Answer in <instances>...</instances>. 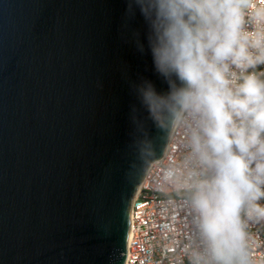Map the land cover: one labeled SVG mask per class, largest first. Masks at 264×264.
<instances>
[{
	"label": "water",
	"instance_id": "water-1",
	"mask_svg": "<svg viewBox=\"0 0 264 264\" xmlns=\"http://www.w3.org/2000/svg\"><path fill=\"white\" fill-rule=\"evenodd\" d=\"M128 3L0 0V264H126L133 199L169 141L132 90L166 86Z\"/></svg>",
	"mask_w": 264,
	"mask_h": 264
},
{
	"label": "clouds",
	"instance_id": "clouds-1",
	"mask_svg": "<svg viewBox=\"0 0 264 264\" xmlns=\"http://www.w3.org/2000/svg\"><path fill=\"white\" fill-rule=\"evenodd\" d=\"M253 0H129L166 88L132 84L140 108L178 151L155 187L179 213L176 264H251L264 228V5ZM141 53L145 45L135 33ZM132 105L146 164L157 159Z\"/></svg>",
	"mask_w": 264,
	"mask_h": 264
},
{
	"label": "built area",
	"instance_id": "built-area-1",
	"mask_svg": "<svg viewBox=\"0 0 264 264\" xmlns=\"http://www.w3.org/2000/svg\"><path fill=\"white\" fill-rule=\"evenodd\" d=\"M264 5V0H253ZM178 151L175 138H170L163 156L155 160L139 185L132 202L130 234L126 264H176L179 213L166 205L157 191L155 179L162 164H167ZM251 264H264V228H254L249 237Z\"/></svg>",
	"mask_w": 264,
	"mask_h": 264
}]
</instances>
